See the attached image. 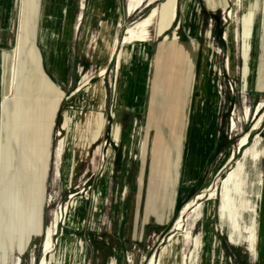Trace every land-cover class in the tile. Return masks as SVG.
I'll return each instance as SVG.
<instances>
[{"label":"rangeland","instance_id":"rangeland-1","mask_svg":"<svg viewBox=\"0 0 264 264\" xmlns=\"http://www.w3.org/2000/svg\"><path fill=\"white\" fill-rule=\"evenodd\" d=\"M161 1L153 0V4L147 3V6L127 17L118 28V38H122L126 26L141 19L150 7ZM36 2L35 26H38L42 8L41 24L46 27L49 22H54L57 8H65L71 13L75 8L83 20V13L87 9L89 12L91 0ZM127 2L118 0L116 7L126 10ZM21 6V0H0V27L8 28V31L0 30V54L3 49L13 47L18 25L22 21ZM263 14L261 0H213L210 6L205 0H189L188 3L178 0L176 17L168 23L167 28L160 29L154 20L149 26L150 64L141 105L139 109L123 111L119 143H115L111 136L112 124L115 119L118 121L115 110V116L110 112L116 76L114 59L103 76L106 122L98 139L100 151L98 166L94 171L89 158L79 153L75 125L83 121L87 111L98 105L90 97L93 86L91 89L89 83L99 79L95 72L101 63L100 52L104 46H98L95 55L92 39L98 31L100 20L94 17L86 47L78 46L77 39L66 50L52 47V63L58 69L63 66L62 53H67L63 55L66 61L62 82L48 71L50 48L36 46L41 73L63 91L50 131L46 177L47 159L42 150V135L53 93L44 89L31 63L25 62L23 48L14 80L15 93L3 103L0 68V264H42L44 257V264H51V252L43 254V241L58 207L59 212L63 209V217L56 232L64 234L65 238L76 235L83 240V264H144L151 256H155L153 264H158L162 246L168 243L169 234L174 235L175 239L179 237V242L177 244L174 239L170 243L173 251L168 260H162L161 264H264V21L258 19ZM207 28L210 29L208 41L211 50L217 51L216 74L211 68L210 52L204 53ZM173 33L177 35L176 40ZM80 34L81 31H77L76 38H80ZM157 43L156 56L159 57H155L153 74L149 79ZM172 46L179 48L180 59L174 57ZM63 50L65 52L61 53ZM247 52H250L247 60L249 73L244 80ZM188 54L192 57V65L186 79L181 70L185 68ZM167 63L176 78H171L169 90L161 88L157 94L153 90V82H157V76H162L166 71ZM87 72L92 73L85 75L90 76L89 83L75 95L74 102L78 105L70 103L67 96L79 85L82 73ZM129 75L131 78V73ZM26 78L28 83L24 82ZM129 82L131 84V79ZM173 82L175 87L172 86ZM182 84L186 86L183 104L179 95ZM216 93L217 109L212 106ZM149 94L144 126V110ZM83 100L87 103L84 107L81 105ZM246 106L248 114L245 113ZM64 110L73 112H64L65 125L60 127ZM258 120L259 123L255 125ZM133 121L135 126L130 128L135 127L133 143L129 130L128 142L123 147L125 131ZM149 123L152 125L151 136L147 140ZM155 125L161 126L167 140L172 130L176 132L171 125L181 126L178 176L174 181L173 196L170 197L157 181L150 187L153 182L150 169L151 137ZM246 134V145L242 149L237 148L233 158L221 166L219 161L222 154L235 147ZM59 141L62 151L57 157ZM109 146L114 149V157L108 181H104L103 153ZM92 148L93 145L91 151ZM190 151L194 154V161L187 174ZM62 155L64 168H60L61 173L55 166ZM208 183L213 194L207 191L196 198V202L184 213L182 227L174 230L175 219L184 204ZM71 193H75L77 201L87 203L84 222L77 230L64 222L69 218L78 222L72 205L68 212L65 211L67 203L71 201ZM24 234L28 235L23 239ZM31 234L37 235L27 241ZM58 234L53 235L55 243ZM57 245L54 244L53 248ZM63 264H76L74 256H66Z\"/></svg>","mask_w":264,"mask_h":264},{"label":"bare ground","instance_id":"bare-ground-1","mask_svg":"<svg viewBox=\"0 0 264 264\" xmlns=\"http://www.w3.org/2000/svg\"><path fill=\"white\" fill-rule=\"evenodd\" d=\"M21 1L23 4V6H21V18H22V22L24 23V21H26V19H25L26 12L29 11L30 9H33L34 6L37 5V2H36V0H21ZM142 1L143 0H128L126 8L128 9L129 12H131L135 8H138V6L142 3ZM188 1L189 0H186V3H188ZM205 1L207 2V4L209 6L213 4V0H205ZM152 2H153V0H150L148 3H152ZM222 2L225 3L224 1H222ZM117 3H118V0H91L89 12L91 13V12H95L97 10H102V9H104V7H107L109 9V4H110V7L113 8V7L117 6ZM177 3H178V0H162L157 5H153L152 7H150L145 16H143L141 19H138L133 25L126 27L124 40L127 41V40L137 38L138 40H147L148 41L149 36H150L149 26L154 20H156L160 29L167 28L168 23L174 21V19L176 17ZM262 8L264 9V0H261V9ZM258 19L260 22L262 21V19L264 21V14L262 15V17H260ZM88 21H89V15L87 18V22ZM109 22H110V20L108 18L107 20H104L103 25L105 23H109ZM249 24H250V22H249ZM21 28H23V26L22 27L20 26V29L18 28V32L16 31L17 33L15 36V41H14L13 47L10 50L3 49L1 54H0V64H1L0 68H1V75H2V77H1L2 101L4 103V101L10 95H13L15 93V91L13 90L14 89V80H15V77H16V74L18 71V63L20 60V56H21L23 48H24L25 62H30L32 67H33V70L39 76H41L40 79L42 80L44 89L53 93V97H52V100H51L50 105H49V113L47 116V120L45 122L46 124H45L44 132L42 135V142H43V146H42L43 149L42 150H43V153L45 154V160H46L47 156H48L50 125H51V121L53 118L55 108H56L57 103L63 94V91H61L52 81L48 80L43 74L42 75L39 74L40 73V71H39L40 69H38L40 67L39 62H38L39 58L37 56V53L34 49L33 44L31 46H29L28 48H25L22 45L23 44V34H25L26 32L23 33ZM205 33H206V35H205L206 40L204 43V53L210 52V60L212 63L211 68L214 71V74H216L218 71V67H217V63H216L217 51L214 49L211 50L210 43L208 41L210 29L207 28ZM173 35H174L173 39L176 40L177 35L174 33H173ZM165 39H167L166 36H165ZM24 40H26V39L24 38ZM105 43L106 44H105L103 50L100 52L102 60H101V63L99 65L97 72L95 73L100 78L93 85V89H92L91 94H90L91 99L94 102L95 101L98 102L97 108L102 107L103 98H104V89L102 86V76L105 73L106 67H107L109 61L111 60L114 52L115 51L117 52V50H116V38L115 37L112 39L111 42L109 41V43L108 42H105ZM171 51H172V53L176 59L181 58L180 54H179L180 53L179 48L172 46ZM250 52L249 53L247 52V54H245L246 55L245 56V67L243 68L244 69V73H243L244 74V80H246L248 73H249V68L247 66V60L250 57ZM120 54L121 53L119 52L118 57H117V63L120 61ZM147 55H148V47H147ZM156 57L158 59L159 56H156ZM35 60H36V62H35ZM186 61L187 62H186L185 68L184 69L182 68L181 73L185 74L184 78L187 79L188 78V70H190V67L192 65V57L190 56V54H188L186 56ZM227 66H228V60H227ZM167 67L168 68H166V71L163 72L162 76H157L158 77L157 82L152 81L153 82V90L157 94H158V92H160L161 88H167V90H169L171 87V84H172L171 78H173L174 80L176 78L174 76L173 72H171L170 65L168 63H167ZM186 70H187V72H186ZM89 79H90V76H85L82 79V81L79 83V85L67 97L69 102L74 101V99H76L75 95L80 90H82L87 83H89ZM118 84H119V82H118ZM118 84L116 81L115 87H114L116 92H117L116 95L118 94V89H119ZM245 85H244V88H245ZM172 86L175 87L174 82H173ZM185 89H186V86H184L182 84L180 86V90H179V95L182 97L180 103H182V104H183V100H184ZM116 98H118V97H116ZM85 104H87V103L83 100L81 105L83 106ZM120 104H121L120 101L116 99V103H115L114 107L121 106ZM212 104H213L212 106L217 109V106H218L217 93L214 95ZM19 107H20V103L18 102L17 108L19 109ZM94 108L91 111H87L85 116H84L83 121L79 122V124L76 123V125H75V127L77 129V136L75 137V141L79 145V148H80L79 153L81 155H83V157H87V158L90 154H92V153H90V151H91L90 149H91L92 145L94 146V148H92L94 154L96 152L98 153V151L100 149V144L98 142V139H99L100 130H101V127H102L103 121H104L102 113H100L97 110H94ZM97 108H95V109H97ZM247 108L248 107L246 106V108H245L246 114H248ZM112 114L115 116L114 108L112 109ZM260 120H261V118H260ZM260 120H258L255 125H257ZM64 125H65V120L62 123L63 127H64ZM234 125H235V122L233 120L232 126H234ZM151 127H152V125H151V123H149L147 125V128H148L147 140H148V138L150 139V136H151V133H150ZM180 127H181L180 125H171V129L174 128V130L176 132H174L172 130L170 132L171 133L170 138H169V140H167V137H165L163 132H162L161 126L155 125V129H154L155 131H154L153 136L151 137V140H152V147H151L152 148V158H151V168L150 169H151V176H152L153 182L150 183V187H151V185L154 186V184H156V181H157L158 185L162 186V188L167 191L168 197H170V195L173 196L174 181L178 176V166L180 163L179 144L181 142V138H180L181 135L179 132ZM119 128H120L119 122L115 119L113 124H112V129H111V136H112L113 140L115 141V143H117L119 140ZM134 128L135 127H133L129 132L132 136V139H131L132 143H133V138H134V130H135ZM176 129H178V130H176ZM247 135L248 134L242 136V138L240 139V141L238 142V144L235 147L231 148L228 151H225L222 154L220 161H219L221 166L225 162L229 161L231 159V157L233 158V156L236 153L237 148L242 149V147L244 145H246ZM210 139L213 140L212 136H210ZM212 140L210 141L208 151H210V149H211ZM142 143H143V140H142ZM131 149H132V145H131L129 150L131 151ZM61 151H62L61 141H59V144H58L57 149H56V156L57 157L60 155ZM113 154H114V149L111 146H109L107 151L103 153V159L105 161V166H104V171L102 173V177H103L104 181H108V176L111 172V163H112V159H113ZM130 155L131 154L129 153V156ZM193 161H194V154L190 151V153L188 155V161H187V169H186L187 174L190 173V170L193 166ZM244 168H245V166H244ZM242 182H243V180H242ZM246 182H248V180ZM207 191L210 192V195L213 194V191L211 190L209 183L206 184L201 189V191L198 192L191 200H189L188 202H186L184 204V206L182 207V209L180 211V214L175 219L174 230L180 229L182 227L183 216H184V213L186 212V210L189 208V206L193 202L194 203L196 202L195 201L196 198L202 197ZM74 196H75V193H71V195H70L71 201H69L67 203V206L65 207V211L68 212L70 206L72 205V207L74 209V213L77 214V216H78L77 217L78 222L72 221L71 218H69L68 221L64 220V222H66L67 225H69L72 229L77 230V229L81 228V226L84 222L85 213L87 211V203L85 201L84 202L77 201L76 198H74ZM241 196H242V194H241ZM97 201H98V199H97ZM96 204H97V202H96ZM236 205H237V203H236ZM60 213H61V215H60ZM62 217H63V209L61 208V210L59 212V207H58L53 213V220H52L51 226H48V228L46 230V234L44 236L45 238L43 241V254L46 255L47 253L51 252V254H50V263L51 264H63L65 257L68 256L69 254H72V256H74L76 264H83V262L85 260V244H84L83 240L79 236H76V235L65 238L64 234L59 235L56 232V230L58 228V223L60 221V218H62ZM244 218H245V216H244ZM225 219H227V218H225ZM54 234L59 235L58 238L56 239L57 240L56 243H55V239L53 238ZM168 236H169L168 243L162 246V250H161L160 255H159L160 259H159L158 264H161L162 260H168L170 254L173 251L170 248V243L175 239L174 238L175 236L172 234H169ZM231 238H232V236H231ZM242 240H243V238H242ZM175 242L178 244L179 237H177L175 239ZM54 244H58V245L55 248H53ZM172 248H173V246H172ZM44 261H46L45 257L43 258L42 264H44ZM154 261H155V256H151L150 260L146 261L144 264H153ZM110 264H117V263L111 262Z\"/></svg>","mask_w":264,"mask_h":264},{"label":"crops","instance_id":"crops-1","mask_svg":"<svg viewBox=\"0 0 264 264\" xmlns=\"http://www.w3.org/2000/svg\"><path fill=\"white\" fill-rule=\"evenodd\" d=\"M144 1H145V3H144ZM149 1L150 0H148V2ZM148 2H147V0H143L142 3L140 4L141 6L139 5L138 8H135L131 12H129L127 8H126V10H125V8L121 9L120 6H119V8H117L115 6L113 8H109V9L105 8V9L97 10V11L91 12V13L87 12L88 11V9H87V11H85V13H83V18H82L83 20H81L80 16L77 15L75 8H74L73 13H71L69 11L67 12V10H65V8H57V11L55 13L54 22H49V24H47L46 27H44L43 24H41L42 8L39 11L38 26L37 27L35 26V19L37 16V12H36L35 7H34L33 9H30L29 11L26 12V15H25L26 21H24V23L21 21L20 24L18 25L19 29H20V26L21 27L23 26V28H21L23 33L26 32L25 34H23V44H22L25 48H28L29 46H31L33 44V46L35 47V51L37 53V56H39V51L36 48L37 45L40 47H49L50 48V56L48 59L49 60L48 61L49 62L48 71L53 73L55 75L54 77L59 79L61 82L64 81L62 75H64V72H65V61H66V59H64L66 56L64 57L63 55H67V53L64 50L60 51L61 53L62 52H65V53L64 54L62 53L63 66L58 69L52 63V59H51L52 47L64 48L66 50V48L71 46L73 41H75L76 39L78 41L77 42L78 46H81V48L86 47L87 43H88L87 42V37L89 35L88 33L92 28V24H93L92 22H93L94 17H97L100 20L98 23V27H99L98 31H96L95 36L92 39V44H93V48L95 51V55L97 54L96 49L98 46H105V44H106L105 42L109 43V41L111 42L114 37L116 38V50H117V52L116 51L114 52L109 63L112 61V59L115 60V67H114L115 68V74H116L115 83H116V81H117V84L119 82L118 85L120 87L117 100H119L121 102V104H120L121 106L114 107L115 103H116V93H117L115 89H113V97H112L111 104H110V112H112V109L114 108V110L118 116V122L120 125L119 140L117 143H119L121 140V127H122L121 118H122L123 111L127 110V109L128 110L129 109L134 110V109L140 108L141 99H142L143 92L145 89L146 78L148 79V71H149V64H150V61H149L150 60L149 59V57H150V43L147 40H138L137 38L125 41L124 40L125 31H124V35L122 36V38L119 39L118 38V28L122 26L123 22H125L127 17H129L134 11L138 10L139 8L147 6ZM61 15H63L64 18H60ZM76 15H77V17H76ZM88 15H89V21L87 22ZM108 18H109L110 22L105 23L103 25L104 20H107ZM83 21H85V22H83ZM136 21H133V23L131 25H133ZM14 22H15V17L13 20V25H14ZM3 29L8 31L7 27L1 26L0 30H3ZM79 30L81 31L80 36L82 38L81 37L76 38L77 37V31H79ZM35 31H36V34H35ZM191 33L194 34L192 31H191ZM24 38L26 40H24ZM158 43H157V46L155 49L154 58L151 62L152 69L150 72L149 79H151L152 74H153V70H154L153 63H154V60H155V57L157 54ZM118 45H119V47H118ZM147 47H148V55H147ZM119 52L121 53L120 54V61L117 63V57H118ZM24 58H25V56H24ZM35 62H36V60H35ZM109 63H108V65H109ZM97 65H98V63H97ZM108 65H107V67H108ZM40 66H41V64H40ZM107 67H106V69H107ZM38 69H41V68L39 67ZM27 70H28V68L26 69V72H27ZM39 71H40L39 74L42 75L41 70H39ZM105 72H106V70H105ZM130 73H131V78L129 75ZM91 74L92 73H89V72L82 73L81 80L83 79V77L85 75H91ZM104 74H103V76H104ZM44 76L46 77V75H44ZM103 76H102V86L104 89L103 103H102V107H100V108L98 107L96 109L97 111L102 113V116L104 118L99 137L102 134V130H103L105 122H106V118H105L106 89H105ZM39 77H41V76H39ZM46 78L48 80H50L48 77H46ZM98 78H100V77L98 76ZM130 79L132 81L131 84L129 82ZM81 80H80V82H81ZM24 82H27V78H26V81H24ZM95 83H89L90 88ZM115 83H114V87H115ZM22 91L24 94L27 93L25 88H23ZM149 99H150V94L148 96L147 106L144 110V116H145L144 123H143L144 126H146V122H147V110L149 107ZM70 103H72V104L74 103L75 105H78L74 101H71ZM57 105H58V103H57ZM56 109H57V106L55 108V111H56ZM55 111H54V114H55ZM65 111H71V110H64L63 111L60 127L62 126V122L64 120L63 116H64ZM71 112H73V111H71ZM54 114H53V117H54ZM112 122H113V119H112ZM52 125H53V118H52L51 125H50V131H51ZM131 126H135V121H133L129 125L127 130L125 131V136H124L123 141H122L123 147H124V143L128 142V139H129L128 138V131L130 130ZM63 130L65 131V128H63ZM99 151H100V149H99ZM99 151H98V153L96 152L94 154L93 150H92L90 152L92 154H90L88 156V158L92 164V171H94L96 169V167L98 166L97 161H98ZM123 156H124V161L127 160V157L125 155V149L123 152ZM49 157H50V133H49V146H48V157H47L45 177H46V173H47V169H48ZM113 157H114V154H113ZM59 159H61V160H59V161L57 160V164L55 166L57 168V171L63 166L64 156L63 155L60 156ZM18 165H19V154H18ZM76 166H77V163H76ZM62 168H64V166ZM111 168H112V163H111ZM59 171L61 172V169ZM44 180H45V178H44ZM43 189H44V181H43ZM42 202H43V200H42ZM41 207H42V204H41ZM41 215H42V211H41ZM41 228H42V221H41ZM27 235L28 234H24L23 239ZM33 235H37V234L29 235V238L27 241H29Z\"/></svg>","mask_w":264,"mask_h":264}]
</instances>
